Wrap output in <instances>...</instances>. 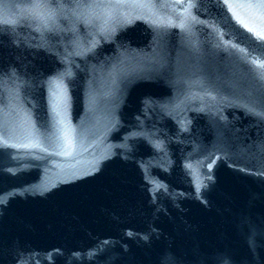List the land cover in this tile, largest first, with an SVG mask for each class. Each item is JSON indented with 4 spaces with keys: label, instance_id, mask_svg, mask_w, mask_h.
Wrapping results in <instances>:
<instances>
[{
    "label": "water",
    "instance_id": "95a60500",
    "mask_svg": "<svg viewBox=\"0 0 264 264\" xmlns=\"http://www.w3.org/2000/svg\"><path fill=\"white\" fill-rule=\"evenodd\" d=\"M258 0H0V264H264Z\"/></svg>",
    "mask_w": 264,
    "mask_h": 264
},
{
    "label": "snow or ice",
    "instance_id": "6c2138e0",
    "mask_svg": "<svg viewBox=\"0 0 264 264\" xmlns=\"http://www.w3.org/2000/svg\"><path fill=\"white\" fill-rule=\"evenodd\" d=\"M258 2L260 3L261 6H264V0H258ZM261 15H262V18H264V13H262Z\"/></svg>",
    "mask_w": 264,
    "mask_h": 264
}]
</instances>
